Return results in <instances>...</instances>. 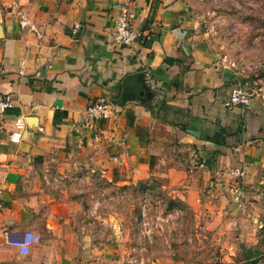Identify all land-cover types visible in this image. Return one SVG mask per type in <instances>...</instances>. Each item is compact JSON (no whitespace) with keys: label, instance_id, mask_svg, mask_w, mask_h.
<instances>
[{"label":"crops","instance_id":"1","mask_svg":"<svg viewBox=\"0 0 264 264\" xmlns=\"http://www.w3.org/2000/svg\"><path fill=\"white\" fill-rule=\"evenodd\" d=\"M122 7L141 32L129 46L113 40ZM197 22L183 0L0 2V100L14 104L0 113V264H123L72 195L78 171L113 187L160 177L197 209L222 169L264 165V107L224 106L235 72L207 51ZM100 98L110 115L91 119ZM20 113L27 129L14 143ZM220 127L223 144L206 139ZM27 230L40 240L21 253L9 242Z\"/></svg>","mask_w":264,"mask_h":264},{"label":"rangeland","instance_id":"2","mask_svg":"<svg viewBox=\"0 0 264 264\" xmlns=\"http://www.w3.org/2000/svg\"><path fill=\"white\" fill-rule=\"evenodd\" d=\"M183 2L207 51L235 72L233 85L264 107V0ZM240 167L241 177L228 173L236 167L222 169L218 192H206L197 209L172 199L163 178H123L113 187L91 168L78 171L72 195L106 243L121 248L123 264H264V165Z\"/></svg>","mask_w":264,"mask_h":264},{"label":"built area","instance_id":"3","mask_svg":"<svg viewBox=\"0 0 264 264\" xmlns=\"http://www.w3.org/2000/svg\"><path fill=\"white\" fill-rule=\"evenodd\" d=\"M19 24L21 27H29L32 31H37L33 24H30L24 16L20 15ZM79 28V24H75L73 32ZM141 32L137 30L131 22L130 13L124 7L121 8L119 14L115 19L113 40L119 46H129L140 37ZM234 64L231 63L233 67ZM250 104V96L247 90L237 83L231 90L225 105L227 107L234 106H248ZM13 100L9 95L4 96L0 100V113L5 112L8 109L13 108ZM110 108L106 101V98H100L97 102L90 104L86 108V113L91 119H106L110 115ZM14 130L10 134V140L14 143L21 141L23 133L27 129V120L23 113H20L14 118ZM201 167L204 166V163L199 164ZM228 173L234 177H241L245 174L242 168H230ZM40 236L34 231L27 230L21 237L11 240L9 243L16 247L21 253H28L31 247L39 242Z\"/></svg>","mask_w":264,"mask_h":264},{"label":"trees","instance_id":"4","mask_svg":"<svg viewBox=\"0 0 264 264\" xmlns=\"http://www.w3.org/2000/svg\"><path fill=\"white\" fill-rule=\"evenodd\" d=\"M225 132V128L220 127L219 130L217 132H215L213 135L211 136H207L206 139L210 140L212 142H215L217 144H223L225 142L224 136L222 133ZM249 254H248V258H249ZM250 263H254V260L251 261Z\"/></svg>","mask_w":264,"mask_h":264}]
</instances>
